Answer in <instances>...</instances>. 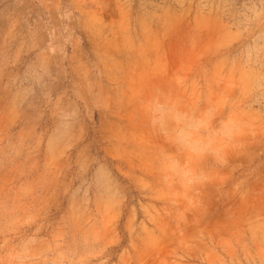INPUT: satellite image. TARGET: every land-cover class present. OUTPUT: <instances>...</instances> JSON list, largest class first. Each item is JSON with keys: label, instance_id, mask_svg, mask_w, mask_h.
<instances>
[{"label": "rangeland", "instance_id": "obj_1", "mask_svg": "<svg viewBox=\"0 0 264 264\" xmlns=\"http://www.w3.org/2000/svg\"><path fill=\"white\" fill-rule=\"evenodd\" d=\"M0 264H264V0H0Z\"/></svg>", "mask_w": 264, "mask_h": 264}, {"label": "clouds", "instance_id": "obj_2", "mask_svg": "<svg viewBox=\"0 0 264 264\" xmlns=\"http://www.w3.org/2000/svg\"><path fill=\"white\" fill-rule=\"evenodd\" d=\"M159 113V110L157 109ZM159 126V130L166 139L174 143L179 150L191 155L193 160L203 159L205 157H215L217 160H223L225 149L235 141L244 127L243 122L238 116L229 115L226 119L217 122V109L209 107L193 115V123L198 126L200 138L192 143L184 141L180 137H173V122L161 121L158 115L153 121ZM165 179L176 182L183 189V196L190 202V191L193 185L202 183L206 179L202 171H197L187 162L182 161L174 155L165 157Z\"/></svg>", "mask_w": 264, "mask_h": 264}]
</instances>
